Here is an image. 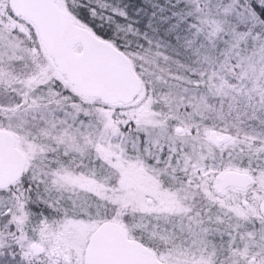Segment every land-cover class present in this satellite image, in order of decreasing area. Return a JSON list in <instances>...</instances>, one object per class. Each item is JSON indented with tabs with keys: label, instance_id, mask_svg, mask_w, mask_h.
<instances>
[{
	"label": "snow or ice",
	"instance_id": "obj_1",
	"mask_svg": "<svg viewBox=\"0 0 264 264\" xmlns=\"http://www.w3.org/2000/svg\"><path fill=\"white\" fill-rule=\"evenodd\" d=\"M0 264H264V0H0Z\"/></svg>",
	"mask_w": 264,
	"mask_h": 264
}]
</instances>
